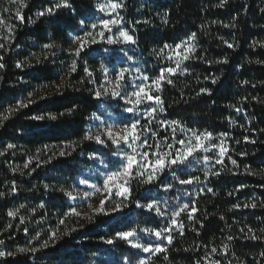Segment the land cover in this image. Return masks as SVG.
I'll use <instances>...</instances> for the list:
<instances>
[{
  "label": "trees",
  "instance_id": "1",
  "mask_svg": "<svg viewBox=\"0 0 264 264\" xmlns=\"http://www.w3.org/2000/svg\"><path fill=\"white\" fill-rule=\"evenodd\" d=\"M105 1L124 5L118 11L122 29L135 43L107 42L113 33L102 27L97 0H68L70 7L60 8L55 5L63 0H23L26 7L0 0V252L5 253L0 264H264V0ZM97 29L104 37L86 43L76 56L75 37L87 40L86 33L93 36ZM183 42L195 51L175 74L165 73L176 67L171 54ZM128 64L133 71L125 73L122 93L129 94L142 77L165 75L154 96L160 101L157 121L147 125L141 119L150 128L142 135L152 149L169 144L171 151L183 149L178 141L187 143L192 132L212 136L202 141L207 151H196L157 181L131 179L124 198L95 192L81 181L102 185L100 173L121 168L115 145L84 137L99 118L137 121L125 116L129 106L112 97V90L95 96ZM220 147L226 149L222 157ZM188 179L192 183H179ZM101 200L104 213L95 211ZM137 201H156L164 215L137 207ZM147 228L162 237L143 231ZM133 229L134 242L167 251L144 252L116 239L117 232Z\"/></svg>",
  "mask_w": 264,
  "mask_h": 264
},
{
  "label": "snow or ice",
  "instance_id": "2",
  "mask_svg": "<svg viewBox=\"0 0 264 264\" xmlns=\"http://www.w3.org/2000/svg\"><path fill=\"white\" fill-rule=\"evenodd\" d=\"M18 2H20L21 4H23V0H18ZM224 3H227V0H224ZM23 6H27L26 4H23ZM221 7L223 6V4L220 5ZM60 7H70V5L68 4V0H63L62 3H57L55 5V8H60ZM124 5L122 3H110L108 5H104L101 4L99 5V8L101 11H110V12H116L117 9L123 8ZM47 13L52 14L54 9L53 8H48ZM45 13L41 12L38 13V15H44ZM17 15L19 16V11L17 12ZM20 19L22 20L23 17L20 16ZM123 18L119 16V14L117 13V18L116 19H107V20H103L102 23V27L104 29H107L109 32L112 31V28L110 26H115L118 25L122 22ZM80 24L83 26L84 25V21L81 20ZM98 25L97 24H92L91 28L95 29L97 28ZM99 35L103 38L104 37V32L101 31L99 33ZM86 37H88L89 39L87 40H83L80 37H75V40L79 42V48L76 51V56L80 55V51L85 47L86 43H95V38L92 36L91 32L86 33ZM123 40L125 42H132L135 43L133 37L131 35H129L126 31H119V36L117 37V39H112L111 37H109L107 39V42L109 44H113V43H118L120 42V40ZM192 39H195V35L193 34ZM185 45H187V42H183L180 45H176L177 49H181L184 48L185 51L182 55H180L178 53V58L176 60V67L175 68H167L164 70L165 73H172L175 74L176 70L180 68V65L182 63V61H186L188 59H190L189 56V52H194L195 49L194 47H189L186 48ZM229 47H232L231 44L228 45ZM0 47H3V45H0ZM45 47H51V45H45ZM165 48L169 47L168 45L164 46ZM125 55H127V53H125ZM129 60L132 59L131 56L128 57ZM169 59H171V57H169ZM224 63H227V61H223ZM20 64H17V67H20ZM4 65L0 64V68H3ZM100 68L104 71H107V69L105 68V65L103 63H101ZM71 71H76V64L75 62H73L72 66H71ZM85 71H87V69H85ZM128 71L127 69H123L118 73V79L114 82L110 81L109 83H114V88L111 91V96L112 97H120V98H125L121 95V92L118 90L121 87V81L124 80L125 78V72ZM186 71V69L182 70L181 74H183V72ZM89 75H91V73H89ZM143 79H147V77H142ZM165 79V75L162 73L159 77V79L154 81V84L157 88V90H159L160 88V84L161 81H163ZM205 79H208L207 77ZM218 79V78H216ZM216 79H212V83H216ZM169 84L172 83L171 80L167 81ZM203 92H207L209 95L211 94L209 90L207 89H203ZM109 92L108 90H105L104 92L101 91H96L95 92V96L97 98L101 97L102 95H108ZM142 98H146L147 100H152L153 97L151 95L148 94V92L145 90V87H138L137 91H134L133 93H131L130 97H127L128 103L129 104H135V105H139L142 103ZM157 100V102L159 101V97L155 98ZM21 107H27L26 104H21ZM11 109H9V113H11ZM126 112H133V108H126L125 109ZM156 111L155 108H153L148 115L152 116V114ZM160 111H164V109L161 107ZM237 111H239V109H237ZM7 117H5L6 119ZM44 116H36L33 117V119L36 120H42L44 119ZM50 119H56L55 116H49ZM98 119V118H97ZM173 124H176L178 122L173 121ZM138 129V122L136 123H130L129 125H125V127L119 131H113L112 127L109 126L106 131H105V135L107 137V139H102L101 135H91L86 134L84 139L86 140H95L96 143L107 146L108 142H111L112 144L116 145V147L119 149L121 147V145H126L128 148H131L132 150V154H125L124 156V162L121 165V170L116 171V172H112L110 175H108L104 181V185L103 188L105 190H107L109 193H111V188L109 187L110 184L114 185L116 187V195L127 198L130 195V186H129V181L131 179H137L139 182H143V183H153L154 181H157L159 179V177L163 174V172L168 169L171 170L173 166L179 167L180 165L185 164V162L189 159V157L193 156V154L200 150L203 149L205 151H207V149L204 147V143L202 141H207L209 139H211L212 134L205 132V133H201L198 134L196 132H192V137L189 138V140L187 141V143L184 140H180L178 141L179 144L181 145H185V147L183 149H177L176 151H171V149L174 147L173 145L169 144L167 145V148L169 149L168 151H165L163 153L159 152V150H157L156 152L153 153V155H155V160H150L149 159V153L147 151L141 152V153H137V148L135 147V144L137 141L140 142L141 145H146L147 144V140L146 139H142L141 138V134L137 131ZM181 131H183V129H181ZM193 138L195 139V141H197L198 143H193ZM9 148L14 147V145L9 144L8 145ZM47 147V146H45ZM226 152V149L224 147H220V156H224ZM3 153H0V155H2ZM66 153L65 152H60L61 156H64ZM90 158H94V159H99L101 163H104V161L102 159H100V157L96 156L95 154H92V156H90ZM205 160H207V157L204 158ZM143 161V163H142ZM220 162V161H218ZM233 164L236 163L235 160L232 161ZM25 167H27V165H25ZM173 176H175V172L172 173ZM217 175L219 173H216ZM177 179H179L178 177H176ZM195 179H199L198 177H196ZM81 183H87V181H81ZM179 183L181 184H190L192 183L191 179L188 180H179ZM47 187V185L45 186ZM93 188H96V190L99 192L101 191V189L97 188L96 185H92ZM172 185L168 184L166 185V188H171ZM209 191H211V189H209ZM4 195L3 193H0V196ZM68 196H72L71 192L67 193ZM89 194L88 193H84V196L87 197ZM231 195V193H230ZM73 199H75L73 197ZM106 203V200H101L100 203V207L98 209H96V212L99 213H104L105 212V208L104 205ZM136 206L140 207V208H146L148 211L152 212L154 211L155 213H157L158 215H164V213L161 211L160 206L158 205V203L156 201L150 202L146 205H142L140 204L139 201L136 202ZM249 205H244V207H248ZM21 207H24V205H21ZM188 205L185 204L184 208H187ZM235 207H240V205H236ZM251 207L255 208L256 205L252 204ZM120 208V205H116V208L114 210H117ZM183 210V209H182ZM73 214L79 215V213L76 212L75 208H73L72 210ZM193 211H195V209H193ZM9 216H15L16 213L15 212H9L8 213ZM174 215L178 216L179 212L174 213ZM61 223H63V221H61ZM172 224L175 225L176 221L172 220ZM10 227V225H9ZM143 231L147 232L148 234H154L156 237L160 238L162 237V232L161 231H156L154 229L151 228H147L144 229ZM164 232H170L171 229L170 228H165L163 230ZM241 231H243V229H241ZM251 231V229H250ZM55 232L52 233V237L55 238ZM137 232L135 229L133 230H129V231H121V232H117L116 233V239L119 240H123L125 242H127L128 244H130V246L134 249H141L144 252H157V253H162V252H166L167 249L160 247V246H156L155 248H153L152 245H145L139 242H134L132 238L137 237ZM164 239H167L168 243L171 244L172 243V237L171 236H166L163 237ZM255 238V237H253ZM229 239H231V237H229ZM115 242V240L113 239H109L107 240L108 244H113ZM0 244H3V241H0ZM44 247H47V244L44 245ZM21 252L26 251V249H20ZM32 251H35V249H32ZM213 252L216 251L215 248L212 249ZM5 255V253L0 252V257H3ZM8 255H12V253H8ZM262 255H264V253H262ZM165 259H167V257H165ZM141 264H147L146 261H141ZM215 264H219V261H216Z\"/></svg>",
  "mask_w": 264,
  "mask_h": 264
},
{
  "label": "rangeland",
  "instance_id": "3",
  "mask_svg": "<svg viewBox=\"0 0 264 264\" xmlns=\"http://www.w3.org/2000/svg\"><path fill=\"white\" fill-rule=\"evenodd\" d=\"M98 2H101V4H104V5H108L112 2H109V1H105V0H97ZM119 9L116 10V12H110V11H103L104 12V16H105V19L104 20H107V19H116L117 18V13H118ZM102 24V23H101ZM112 28V33L113 35L111 36L112 39H117V37L119 36V31H124V29H122V22L118 25H115V26H110ZM105 31H108L107 29H105ZM100 31L97 29L95 32H94V35L93 37L95 38V40H99L98 38V35H99ZM120 42H122L124 45H129L131 44L132 42H125L123 41L122 39L120 40ZM186 48H189L188 45L185 46ZM183 50H180V49H176L175 50V55H172V60H174L175 58L177 59L178 58V53L180 55H182L185 51L184 48H181ZM101 63H99V67H100ZM123 69H127L128 71H126L125 73H128V72H131L133 71L132 70V67L128 64L126 65V67H121L120 68V71L123 70ZM135 75L138 74V70L135 71ZM118 79V73L115 74V76L109 78L108 80V85H106L104 87V90H112L113 89V86H114V83H109L110 81L114 82ZM154 81H150L149 79H143L142 81H135L136 83L134 84V88L133 90H130L129 94L127 92H121V95L125 98H121L123 100V102H126L129 106V108H133V112H126L125 113V116H130L131 114H133L136 118H137V121L138 122V129L137 131L141 134V138L142 139H145V136L146 135H142V134H145L147 131L149 132L150 131V128H148L144 123L141 122V119H144L148 122L147 125H152L153 122H156L157 121V108L155 105H157L156 103V99H155V94L158 92L155 84H154ZM122 82V81H121ZM138 87H145V90L148 92L149 95H151L153 97L152 100H147L146 98H142V103L139 104V105H135V104H129L128 103V100H127V97H130L131 96V93H133L134 91H137L138 90ZM121 90V88H119ZM116 98H120V97H116ZM155 108L156 111L152 114V116H149L148 113L153 109ZM134 121H132L131 119L127 120V119H120V120H113V121H108L106 122L105 119L103 118H99L98 119V126L97 128L95 129V131L91 134L93 136L95 135H101V138L102 139H107L106 135H105V131L106 129L111 126L113 131H119L121 129H123L125 127V125H129L130 123H136ZM155 135L152 136V138H154ZM146 140L147 137H146ZM151 141V140H150ZM111 143V142H109ZM112 144V143H111ZM114 145V144H113ZM116 146V145H115ZM135 147L137 148V153H141V152H144V151H147L149 153V159L150 160H155V155H153L154 152L157 151V148L155 149H152L151 148V144H149L147 142L146 145H141L139 141L136 142L135 144ZM154 150V151H153ZM169 149H164V147H160L159 148V152L163 153L165 151H168ZM119 151L121 152V155L120 157L122 158V162H124V156L125 154H132V150L131 148H128L126 145H121V147L119 148ZM143 163V161H142ZM121 170V168L119 169ZM118 170V171H119ZM116 172V171H115ZM112 172H104V173H100V176H103V182H102V185L98 184L96 185L95 183H92V182H87V183H84L85 186H89L90 188H92L95 192H98L96 190V188H93L92 185H96L97 188L101 189V192L102 194H105V193H108L110 194L107 190H105L103 188V185H104V181L106 179V177L108 175H110ZM109 187L111 188V193H116V187L112 184L109 185Z\"/></svg>",
  "mask_w": 264,
  "mask_h": 264
}]
</instances>
